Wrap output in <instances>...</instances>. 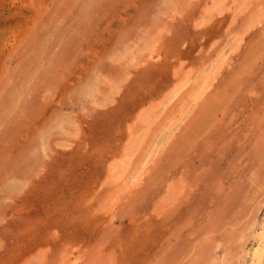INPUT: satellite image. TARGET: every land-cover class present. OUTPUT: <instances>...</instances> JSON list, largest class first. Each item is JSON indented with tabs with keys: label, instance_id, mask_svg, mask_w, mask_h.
<instances>
[{
	"label": "rangeland",
	"instance_id": "1",
	"mask_svg": "<svg viewBox=\"0 0 264 264\" xmlns=\"http://www.w3.org/2000/svg\"><path fill=\"white\" fill-rule=\"evenodd\" d=\"M262 221L264 0H0V264H251Z\"/></svg>",
	"mask_w": 264,
	"mask_h": 264
},
{
	"label": "bare ground",
	"instance_id": "2",
	"mask_svg": "<svg viewBox=\"0 0 264 264\" xmlns=\"http://www.w3.org/2000/svg\"><path fill=\"white\" fill-rule=\"evenodd\" d=\"M250 260L251 264H264V222L257 236V245L251 253Z\"/></svg>",
	"mask_w": 264,
	"mask_h": 264
}]
</instances>
